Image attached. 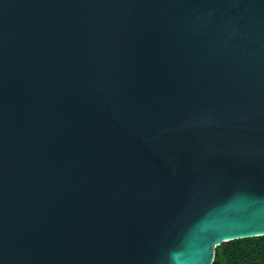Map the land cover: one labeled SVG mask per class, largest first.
Here are the masks:
<instances>
[{
	"label": "water",
	"instance_id": "water-1",
	"mask_svg": "<svg viewBox=\"0 0 264 264\" xmlns=\"http://www.w3.org/2000/svg\"><path fill=\"white\" fill-rule=\"evenodd\" d=\"M264 237V0H0V264H212Z\"/></svg>",
	"mask_w": 264,
	"mask_h": 264
},
{
	"label": "trees",
	"instance_id": "trees-1",
	"mask_svg": "<svg viewBox=\"0 0 264 264\" xmlns=\"http://www.w3.org/2000/svg\"><path fill=\"white\" fill-rule=\"evenodd\" d=\"M212 264H264V237L221 244L215 250Z\"/></svg>",
	"mask_w": 264,
	"mask_h": 264
}]
</instances>
